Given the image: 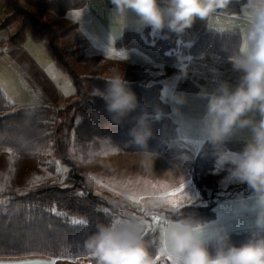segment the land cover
I'll use <instances>...</instances> for the list:
<instances>
[{
    "label": "clouds",
    "instance_id": "clouds-1",
    "mask_svg": "<svg viewBox=\"0 0 264 264\" xmlns=\"http://www.w3.org/2000/svg\"><path fill=\"white\" fill-rule=\"evenodd\" d=\"M111 4L122 25L141 33L148 29L151 34L182 37L201 21L220 38V50L238 77L234 83L216 79L211 88L196 94L203 109L189 126L187 143L210 156L216 169L227 173V180L245 183L250 191L234 198L227 218L220 214L204 218L183 211L184 204L148 199L143 209L149 217H160L155 224L135 213L97 221L83 240L81 259L88 264H264V0H111ZM222 20L230 23L220 27ZM237 35L240 43L232 40ZM191 59L178 53L179 77L187 75ZM95 92L113 123L121 124L140 109L127 135L133 144L146 146L154 134L153 119L159 117L155 110H144L129 82L112 75L104 89ZM165 96L174 111L188 103L182 91L171 89ZM233 140L242 146L230 147ZM197 198L198 194L187 199L194 203ZM234 233L244 238L235 242Z\"/></svg>",
    "mask_w": 264,
    "mask_h": 264
},
{
    "label": "trees",
    "instance_id": "trees-1",
    "mask_svg": "<svg viewBox=\"0 0 264 264\" xmlns=\"http://www.w3.org/2000/svg\"><path fill=\"white\" fill-rule=\"evenodd\" d=\"M25 1L30 6L41 7L61 16L68 9L82 7L86 0ZM4 5L8 16L3 22L8 23L14 19L20 21L19 30L12 39L19 42L23 39L24 33H28L33 40L41 42L50 60L67 73L77 87L79 80L62 58L61 49L56 44V36L50 26L44 23L39 28L36 25L38 20L18 6L16 0H4ZM235 10L239 11L238 5ZM64 31L66 28L57 36L62 35ZM47 34L48 39L45 38ZM232 40L240 43L239 35L232 37ZM186 45L187 42L175 34L165 37L162 34H151L148 29L142 33L132 29L124 30L115 42L116 47L135 49L164 67L177 66L180 52L191 56L211 53L226 58V54L220 50V38L209 30L200 32L192 41L190 48ZM106 80L89 75L82 78V81L101 91ZM129 84L144 110L150 113L155 110V115L159 117L153 119L154 134L146 146L133 144L127 135L133 117L139 114L140 109L130 114V117L121 124H116L105 111V102L101 96L90 93L81 95L80 89L77 88L78 97L63 108L33 105L10 111L13 105L0 90V151L9 150L22 157L43 151L54 139V116L69 111L70 125L65 135L72 141L70 146H79L84 159L89 150L102 146L115 151L157 153L168 158L185 150L184 147L171 144L177 136V127L169 116V104L160 95L159 84L149 86L135 82ZM66 144H69L68 140ZM212 163L213 159L210 156L198 151L192 161L193 180L197 182L195 174L210 170ZM66 179L65 183L70 181L71 177ZM100 204V199L93 194L77 193L72 185L65 184L63 187L56 184L38 187L21 194L10 193L6 205L0 206V257L37 255L51 258H81L85 251L82 244L86 234L94 230L97 221H105L111 217L100 209ZM182 210L195 211L204 218L215 216L210 205H185Z\"/></svg>",
    "mask_w": 264,
    "mask_h": 264
},
{
    "label": "rangeland",
    "instance_id": "rangeland-1",
    "mask_svg": "<svg viewBox=\"0 0 264 264\" xmlns=\"http://www.w3.org/2000/svg\"><path fill=\"white\" fill-rule=\"evenodd\" d=\"M16 1L18 6H21L33 17L37 15L38 18H35L38 20V24L36 25L39 28L44 23L50 26L56 36V44L62 49L60 51L62 58L67 63V67L76 75V79L79 80L77 88L80 89L81 95L96 94V89L92 85L82 81L83 76H97L105 79L112 76L114 55L116 52H121L119 50L121 48L116 47L115 42L124 29H133L126 24H121L113 12L111 0H86L82 7L66 10L62 19H59L60 16L51 17L48 15L47 17L42 12H36V14L33 12L34 15L32 14L34 8L41 7L30 6L25 0ZM43 10L46 9L43 8ZM219 23L226 26L230 22L222 20ZM202 25H204L203 22ZM15 26H17L16 30ZM243 27L244 25L241 24V28L237 31H242ZM65 28L66 31L57 36ZM8 29L9 31L14 30L11 32L16 34L19 29L18 20L12 21ZM192 31L193 29H190L189 32ZM45 38H49L48 34L45 35ZM181 38L185 40L183 36ZM28 40L33 43L32 39L28 38L22 45L8 46L5 41L0 43V87L8 101L15 104L10 111L27 104L45 103L41 101L44 95L50 94V90H52V95L57 89L61 90L64 95L57 102L64 105L68 100L67 97L71 94V88L75 92L71 77L53 64L41 42H35L36 45H34ZM130 50L142 54L135 49ZM142 56L151 60L153 64L164 67L153 62L145 54ZM118 66H120L118 71L125 73V68L120 65V61H118ZM143 71L148 72L149 70L139 66L130 68V73L125 74L123 78L126 81H137ZM151 83L148 82V84ZM164 84L165 88L161 92V97L168 101L165 94L166 91L175 89L174 76L167 77ZM49 87L52 89H48ZM68 88L70 92L66 94ZM69 114H71L70 111L54 116V139L43 151L26 157L17 156L9 150L0 151V206L6 205L10 193L21 194L38 187L52 184L63 187L65 184L72 185L77 193L93 194L100 199V209L110 216L135 213L145 216L146 220L150 219L152 224H155L158 217H149L143 209L144 202L131 199L135 195L131 193L130 189H132V185H140L141 178L148 174L144 172L145 163L149 160L150 163L153 160H158V154L152 153L154 155L148 157L146 154L150 152L116 151V155H113L115 150L102 146L95 150H89L86 159H84L79 146H70L72 141L66 138L65 131L70 125ZM67 140L69 144H66ZM184 141L190 140L185 138ZM172 143H176V141L173 140ZM186 145L194 152V148L189 143ZM192 159L193 156L190 157L189 152L182 155L178 165V171L181 174L186 173L190 176L189 168H191ZM127 166L129 167L127 168ZM187 166L190 167L187 168ZM217 171L220 174L221 170ZM225 174L227 176L226 172ZM68 177L71 179L65 183L64 180ZM194 194H198L194 203H199L206 192L203 193L198 189ZM187 198L188 195H185L179 201L172 200V205L179 206L185 202L189 203ZM158 211L162 210L158 209ZM46 258H49L53 264L54 262L88 264V261L81 258Z\"/></svg>",
    "mask_w": 264,
    "mask_h": 264
},
{
    "label": "crops",
    "instance_id": "crops-1",
    "mask_svg": "<svg viewBox=\"0 0 264 264\" xmlns=\"http://www.w3.org/2000/svg\"><path fill=\"white\" fill-rule=\"evenodd\" d=\"M48 11L49 10L47 9L43 10V8L42 9L34 8L32 14H34L33 12H35V14L36 12L39 13L42 12V14H45L47 17L48 15L51 17L53 16L58 17L55 15V13L53 14L52 11L51 12ZM64 15L65 13L61 15L59 19H62V16ZM7 16L8 13H6L5 11L4 0H0V43L5 41L6 43H8V46L22 45L27 38L32 39L28 33H24L23 39L21 41L18 42L13 40L12 37L15 34H13L12 32H14V30H11L12 31L11 32L9 31L8 27L12 21L18 19H14L8 23H4L3 21ZM35 17L38 18L37 15H35ZM18 23L20 27L19 20ZM219 26L224 27L223 24L220 23ZM16 29L17 26H15V30ZM192 29H193L192 32H189L190 30H188L186 33L182 35L185 38L186 42H192L200 32L204 30H208L205 24L202 25L201 21H197ZM124 30H131V29L126 28ZM28 41L31 42V40ZM32 41L33 43L32 42L31 43L36 45L35 42L37 41L33 39ZM119 50H121V52H116L114 55L113 75L119 74L123 77L125 74L130 73V68L136 66L148 68L149 71L148 72L143 71L139 75L140 77L137 81H128V82H135L144 86H149L158 83L160 86V95L162 96L161 92L165 88L164 82L167 80V77L174 76L175 90L182 91L186 93L188 96V103L183 105L179 111H174V107L169 102V100L168 101L165 100L170 106L169 116L176 123V127H177V136L175 137V139H173L176 141V143H172L173 141L172 140L171 144L178 147H184L186 149L179 152L177 155H175L172 158H168L158 154L157 155L158 160H153V162H151L150 164H147L149 162H146L144 165L145 166L144 172L148 174L144 175L141 178L140 185H134V186L132 185V189H130V191L135 196H133L131 199L140 200L142 201L141 203L145 202L148 199H151L160 204L172 205L173 204L172 200L179 201L185 195H188V197H195L196 195L194 193L199 189L203 193L206 192V195L201 199V202L199 203L185 202L184 205H199V206L210 205L215 213L214 218L217 216V214H220L225 218L229 217L231 213V202L237 196L247 195L250 191L248 189V186L245 183H238L227 180L225 171L221 170L219 174V172L217 171L214 165V161L212 163L213 166L210 170L197 172L195 174L198 180V184L197 183L195 184L194 183L195 181L193 180V172H192L193 159L190 165L191 168H189L190 176L186 173L181 174L178 171V165L181 162L182 155L189 152L190 157L193 156L194 158L196 153L199 151L198 149H194L195 152L194 153L193 150L186 145L187 141H184L185 138L186 140L187 139L190 140V137L186 133L189 129V126L195 121V119L198 117V115L203 109V101L200 100L196 94L201 90V88H211L216 79H226L234 83L238 77V73L232 71L231 64L226 60V58L211 53H201L192 56V59L189 62V69L187 75L183 77H179L180 69L178 68V66L160 67L153 64L152 61L149 60L148 58H145V56H142L143 53L142 54L139 53L140 54L139 55L137 54V52H133L130 49L121 48ZM118 61H120V65L124 66L125 73L118 71V69H120L118 68L120 67L118 66ZM148 82L150 83L153 82V83L148 84ZM74 87H75L74 88L75 92H73L71 88V94L67 97L68 100L64 105H61L62 103L57 102V100H59L62 96H64L62 91L58 89L52 95H51L52 90H50L51 92L50 94L47 93V91H45L47 95L45 94L43 99L41 100L42 102L45 103H37V104L38 105L44 104L51 106L53 108H63L66 105H68L72 100H74L76 97H78L77 87L75 86V84ZM50 88L51 87H49L48 89ZM0 90L2 91L1 87ZM69 92L70 90L68 88L66 94H69ZM11 104L15 105L14 103ZM24 106H33V104L32 105L27 104ZM185 118L186 120H183ZM182 142H185L184 146H181ZM229 146L234 149H239L242 145L238 140H233L230 142ZM116 153H117L116 151H113V155H116ZM190 166H187V168ZM128 167L129 166H127V168ZM148 170H151L152 172ZM134 171L136 172L135 169ZM202 200H204V202H202ZM156 211H158V209H156ZM157 217L159 220L160 217L159 216ZM243 238H244L243 234H235V233L233 234V240L235 242H240ZM27 259L49 260V258H46L45 256H37V255L19 256V257H0V260L5 261L6 264L7 262L27 260Z\"/></svg>",
    "mask_w": 264,
    "mask_h": 264
},
{
    "label": "snow or ice",
    "instance_id": "snow-or-ice-1",
    "mask_svg": "<svg viewBox=\"0 0 264 264\" xmlns=\"http://www.w3.org/2000/svg\"><path fill=\"white\" fill-rule=\"evenodd\" d=\"M9 264H53V262L49 260L27 259V260L12 261L9 262Z\"/></svg>",
    "mask_w": 264,
    "mask_h": 264
}]
</instances>
